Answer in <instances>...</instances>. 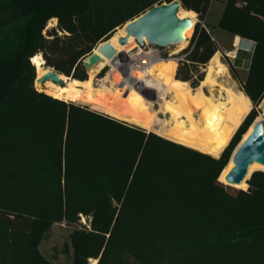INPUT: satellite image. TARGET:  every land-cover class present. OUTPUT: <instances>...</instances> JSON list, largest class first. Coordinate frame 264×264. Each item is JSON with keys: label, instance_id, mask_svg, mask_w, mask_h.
Segmentation results:
<instances>
[{"label": "trees", "instance_id": "trees-1", "mask_svg": "<svg viewBox=\"0 0 264 264\" xmlns=\"http://www.w3.org/2000/svg\"><path fill=\"white\" fill-rule=\"evenodd\" d=\"M173 1L0 0V264H52L40 246L57 223L76 225L73 264H264V172L247 190L219 182L264 99V0H227L218 22L255 43L243 83L255 107L220 158L35 86V56L88 82L85 58ZM179 1L201 21L212 2ZM217 52L198 22L180 66L197 72Z\"/></svg>", "mask_w": 264, "mask_h": 264}, {"label": "bare ground", "instance_id": "bare-ground-1", "mask_svg": "<svg viewBox=\"0 0 264 264\" xmlns=\"http://www.w3.org/2000/svg\"><path fill=\"white\" fill-rule=\"evenodd\" d=\"M192 15H194V12L180 13L182 18L191 17ZM190 32L191 30L186 35L187 39L190 36ZM124 35L125 29L122 28L110 39V42L115 46L118 52L112 60L103 56L102 61L89 72L91 77H94L97 68L100 66L103 68L107 66L117 68L119 65L124 63H132L131 61L135 59V57H133L135 54H131L134 48L127 53H125V50L126 47H128L135 40L131 39L128 46H121L118 39ZM94 52L97 53V49L94 50ZM32 62L37 68L38 78L50 71L45 69V61L41 55L35 56L32 59ZM176 64L175 59L164 60L155 53L147 70L144 72L132 70L130 75H126L122 82H115L116 87L114 88H116L115 90L117 93H112L110 94L111 96L105 94L104 103L102 102V105L100 106L103 107L104 112H107L118 119L136 124L156 133H162L160 130L161 127L157 124V118H152V111L147 104L149 99L147 100V98L143 95L144 90L152 89V91L154 90L158 93V99L162 101L164 110H166L167 113H170L172 117L171 121L173 124L170 125V130L162 135L172 141L184 144L209 155H212V152H217V155L215 156H219L221 152L220 147L224 148L228 145L235 131L234 129L226 128V122L233 120L237 125L247 117L250 111L249 98L244 94L235 95L229 91V93L233 96V100L236 102V105L232 108L233 110L229 117L226 116L228 105L214 103V101L210 98H207L205 101L208 108L206 105L203 108H200V103L197 102L195 97H192V94L187 89V83L174 79ZM137 73L144 74V76H138ZM215 73L221 75H224L225 73V68L218 61L217 56L211 60V65L207 71L206 84L210 86L214 85V78L212 77ZM61 78L64 81L63 86H59L49 81L42 88H39V90L50 94L54 98L64 101L82 102L87 104H91V102H93L94 98L92 97L91 92L86 89L89 84L88 82L71 79L65 75H61ZM121 88L129 89L130 94L124 97L125 104L120 103V105H117L116 103L118 102L115 103V99L118 94L122 95L123 92ZM168 90H171L174 94H181L185 90V92H187L186 98L189 97L190 103L200 108L197 111H202L200 121H196L194 119V113L192 112L187 121L190 123V128H187L184 119V107L181 104H175L174 102L172 103L171 101L166 100L165 96ZM205 108L207 109L205 110ZM258 121L262 120L259 119ZM252 130L253 127L245 135V139L251 134ZM255 164L256 163L252 164L250 169H252ZM233 166V159H231L229 170H231ZM248 178L249 173L245 181L238 187H241L248 180Z\"/></svg>", "mask_w": 264, "mask_h": 264}, {"label": "rangeland", "instance_id": "rangeland-1", "mask_svg": "<svg viewBox=\"0 0 264 264\" xmlns=\"http://www.w3.org/2000/svg\"><path fill=\"white\" fill-rule=\"evenodd\" d=\"M226 1L227 0H212L208 16L206 17L205 20L201 21L196 13H194V15L191 16L195 20L196 24L200 22L201 28L203 27V25L207 27V28L205 27L203 28H205L210 33L211 37L213 38V40L218 46V52L215 54V56H217L218 61L224 66L225 73L224 75H221L218 73L217 74L215 73L213 75L212 78H214L213 79L214 85L210 86L206 84L207 71H208L209 66L211 65V61L206 66L200 67L199 70H197V72L193 71L191 73L188 68L184 66H180V61L178 60L179 58L183 56V55H180V53L190 46L194 32H195V28L191 30L190 36L188 37L187 42L183 45L171 46L168 48H158L156 46H149L148 48H146V50L153 49L157 51L160 55V58L164 60L175 59L177 64H176L174 79H176L180 68H181V75L183 78L191 76V80L189 81H183V80H179V81L187 83V86H186L187 89L192 94V97H195L197 99V102L200 103V106H201L200 108H203L206 105L205 103L206 99L210 98L214 101V103L224 104V105L227 104L228 106L227 105L226 106H227L228 111L226 113V116L229 117L232 113V110H233L232 108H234V106L236 105V102L235 100H233V96L229 93V91L234 93L235 95L244 94L245 96H247L243 90V83L246 81L247 76H248V68L250 65V61L252 58L255 45L251 41L244 40L240 37L233 36L225 31L218 29V22L222 15L224 4ZM181 12H191V11L182 9L180 13ZM57 24H58L57 19L51 20L46 30L47 31L51 30L53 27H56ZM120 29H118L117 32ZM137 47H140V46L136 43V41H133L128 47H126L125 53L129 52L133 48H134L133 52H135L138 50ZM44 67L47 70H54L53 68L46 67V65ZM110 72H111V68L109 66L104 67V68L100 66L99 68H97L94 74V77H91L90 74H88L89 84L86 89H88L91 92V95L94 98V100L93 102H91V104L82 103V102H77V103L90 106L93 110L104 113L103 107L100 106L102 105V102L104 103V99H105L104 96L105 94L110 95L115 92L117 93V91L115 90L116 88H114L116 87L115 82L120 81V78L119 76H117V74L112 75ZM137 75L144 76V74H138V73ZM199 75H203L202 80L199 79ZM121 90L123 92L122 95L118 94L117 98L115 99V103L118 102L116 103L117 105L118 104L120 105V103L125 104L124 97L130 94L129 89L121 88ZM186 93L187 92H185L184 90V92L181 94H174V92H172L171 90H168L165 97L167 101H171L172 103L174 102L175 104H181L184 107V119L186 123L185 125L187 128H190V123L187 122L190 114L193 112L194 119L196 121H200V116H201L202 111L201 110L197 111L200 108L190 103L189 97L186 98V95H187ZM143 95L145 96V98H147V100L149 99L147 101V104L152 111V118H157V124L161 127L160 130L162 131V133H156L144 127H141V128H144L149 132H153L160 136H163L162 134L168 132L170 130V125L173 124L171 121V118H172L171 114L167 113V111L164 110L163 103L160 99H158L159 95L156 91L154 90L152 91V89H147V90H144ZM249 103H250V111H249L250 113L254 109L255 105L250 100H249ZM263 104H264V99L260 103V105L257 107V111L259 114L255 122L258 121L259 119L264 122ZM207 108H205V110ZM105 114L111 117H114L111 114H108L107 112H105ZM244 120L237 125L235 124V121L231 120V121L226 122L225 126L228 129H234L235 130L234 135H235L237 130L243 124ZM122 121H125V120H122ZM130 124H133V123H130ZM253 124L251 125L249 130L253 127ZM133 125L138 126L136 124H133ZM245 135L242 137L241 142L245 139L244 138ZM233 137L231 138L227 146H225L224 148L220 147L221 152L219 156L229 146ZM239 145L237 146V148L239 147ZM237 148L235 149V151L237 150ZM212 153L213 154L211 156L216 157V158L219 157V156H215L217 155V152H212ZM231 159H230V162H231ZM258 171L264 172V166L259 163H256L253 166L251 172L249 173V178L247 180V187L244 189H240V190L248 189L249 187L248 181L251 179L252 175ZM222 181L225 182V179ZM235 186H240V185H235ZM81 224L87 225V220L83 218L81 220ZM75 228H76V225H69L66 223H57L52 226L51 232L48 238L45 239L40 246L41 253L52 264H73L74 255H73V249L71 246L70 236ZM96 262L92 261L91 264H96Z\"/></svg>", "mask_w": 264, "mask_h": 264}, {"label": "water", "instance_id": "water-1", "mask_svg": "<svg viewBox=\"0 0 264 264\" xmlns=\"http://www.w3.org/2000/svg\"><path fill=\"white\" fill-rule=\"evenodd\" d=\"M182 9L179 0L153 6L123 26L125 35L118 39L119 44L128 46L131 39H134L140 47L148 44L158 48H168L183 44L187 41V33L195 28L196 22L191 17L182 18L180 16ZM97 51L83 61L87 74L102 61L103 56L112 60L118 52L110 40L100 44ZM49 81L59 86L64 85L61 75L55 70H50L40 78L37 77L35 86L39 90ZM232 159L234 166L225 176V182L221 181V177L219 178V182L222 184L241 185L245 181L252 164L259 163L264 166L263 121L255 122L251 134L239 145Z\"/></svg>", "mask_w": 264, "mask_h": 264}, {"label": "built area", "instance_id": "built-area-1", "mask_svg": "<svg viewBox=\"0 0 264 264\" xmlns=\"http://www.w3.org/2000/svg\"><path fill=\"white\" fill-rule=\"evenodd\" d=\"M247 0H238V5H243L246 4ZM203 27L206 28L205 25H203ZM150 45L146 44L144 47H137V51L133 52L134 50H132L131 54H135L133 55V57H135L134 60H132L131 64L130 63H124L122 65H119L117 68H113L112 66H109L111 68V74L115 75L117 74L120 78V82H122L125 78L126 75H130V73L133 71H142L144 72L145 70L148 69L152 59H153V55L156 53L159 55V53L153 49H148L146 50V48H148ZM160 57V55H159ZM185 57V55H183L181 58H179L178 60H182ZM108 67V66H107Z\"/></svg>", "mask_w": 264, "mask_h": 264}, {"label": "crops", "instance_id": "crops-1", "mask_svg": "<svg viewBox=\"0 0 264 264\" xmlns=\"http://www.w3.org/2000/svg\"><path fill=\"white\" fill-rule=\"evenodd\" d=\"M255 45V43H253Z\"/></svg>", "mask_w": 264, "mask_h": 264}]
</instances>
